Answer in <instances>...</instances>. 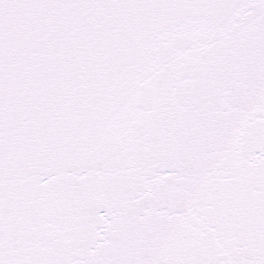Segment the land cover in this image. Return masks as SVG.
Segmentation results:
<instances>
[{"label": "snow or ice", "instance_id": "snow-or-ice-1", "mask_svg": "<svg viewBox=\"0 0 264 264\" xmlns=\"http://www.w3.org/2000/svg\"><path fill=\"white\" fill-rule=\"evenodd\" d=\"M0 264H264V0H0Z\"/></svg>", "mask_w": 264, "mask_h": 264}]
</instances>
